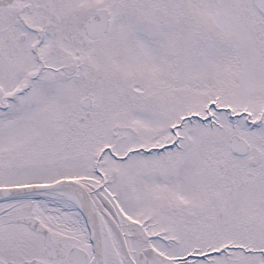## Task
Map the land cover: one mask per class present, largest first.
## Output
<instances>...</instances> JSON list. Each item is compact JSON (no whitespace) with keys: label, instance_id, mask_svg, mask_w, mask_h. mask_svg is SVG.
Returning <instances> with one entry per match:
<instances>
[{"label":"snow or ice","instance_id":"obj_1","mask_svg":"<svg viewBox=\"0 0 264 264\" xmlns=\"http://www.w3.org/2000/svg\"><path fill=\"white\" fill-rule=\"evenodd\" d=\"M0 264H264V0H0Z\"/></svg>","mask_w":264,"mask_h":264}]
</instances>
